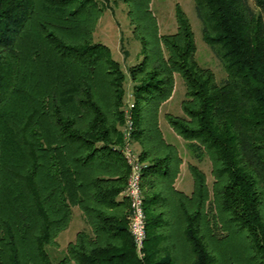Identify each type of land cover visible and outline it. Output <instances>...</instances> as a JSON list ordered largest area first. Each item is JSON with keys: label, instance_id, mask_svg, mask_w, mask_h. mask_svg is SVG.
Segmentation results:
<instances>
[{"label": "trees", "instance_id": "obj_1", "mask_svg": "<svg viewBox=\"0 0 264 264\" xmlns=\"http://www.w3.org/2000/svg\"><path fill=\"white\" fill-rule=\"evenodd\" d=\"M253 1L194 0L218 83L179 4L176 32L161 35L153 0H123L141 45L127 79L95 40L99 0H0V264H264V0ZM178 75L184 116L165 118L213 177L210 188L189 165L190 195L159 118ZM128 143L144 165L140 253ZM77 208L86 228L51 257Z\"/></svg>", "mask_w": 264, "mask_h": 264}, {"label": "rangeland", "instance_id": "obj_2", "mask_svg": "<svg viewBox=\"0 0 264 264\" xmlns=\"http://www.w3.org/2000/svg\"><path fill=\"white\" fill-rule=\"evenodd\" d=\"M104 6V16L98 23L95 32V40L106 45L113 53L114 59L122 66L123 72L128 79V69L139 62L141 45L133 35V27L128 18L127 6L123 0H99ZM254 8V1L248 0ZM179 4L184 9L189 21L192 24L196 40V61L202 68L210 69L216 76L217 82H222L226 77L225 70L213 54L212 50L203 41L202 24L199 21L196 9H194V0H153L151 10L156 16L160 27V33L174 34L177 30L175 20V6ZM176 77L175 93L172 101L167 106L164 113L161 114L160 126L165 134L166 126H169L165 119L167 114L175 117H183L182 102L185 100L186 91L182 77ZM130 83H127V93H130ZM164 121V122H163ZM171 128V127H170ZM175 133V132H174ZM179 139H182L179 137ZM183 140V139H182ZM184 141V140H183ZM180 151L184 158V169L188 173L189 165L198 166L207 176V183L212 187L213 177L211 175V163L207 157L199 155L197 157L187 144L180 145ZM73 219L67 230L58 238V248H51V257H59L66 251L68 243L74 241L80 231H84L86 224L81 211L77 208L73 211Z\"/></svg>", "mask_w": 264, "mask_h": 264}, {"label": "built area", "instance_id": "obj_3", "mask_svg": "<svg viewBox=\"0 0 264 264\" xmlns=\"http://www.w3.org/2000/svg\"><path fill=\"white\" fill-rule=\"evenodd\" d=\"M130 99H132L131 95H129ZM130 127L131 125L129 124L128 129L124 133L126 140L131 139ZM124 154L126 161L130 165V177L125 192L126 198L130 201L131 220L129 228L137 251L140 253L145 245L147 236V215L144 210L145 200L141 187L144 165L138 159L136 149L129 143L125 146Z\"/></svg>", "mask_w": 264, "mask_h": 264}, {"label": "crops", "instance_id": "obj_4", "mask_svg": "<svg viewBox=\"0 0 264 264\" xmlns=\"http://www.w3.org/2000/svg\"><path fill=\"white\" fill-rule=\"evenodd\" d=\"M129 83H130V81H129ZM172 99H173V97L169 101H167L166 104H164V106L161 108L160 116L162 113L165 112L167 106L170 105L169 103L172 101ZM160 116H159V118H160ZM160 120H161V118H160ZM166 127L167 128H165L166 130H165V134H164L166 141L175 145L179 149L181 158H183V155L181 154V151H180V145L186 144V143L182 139H179V137L174 133V131L170 128V126H166ZM188 171H189V169H188ZM180 172H181V174L179 175L175 185L180 191H182L183 193L185 192L186 194L190 195L193 192L194 184L192 181V176H191L190 171L187 173L184 169V163H183V166L181 167Z\"/></svg>", "mask_w": 264, "mask_h": 264}]
</instances>
